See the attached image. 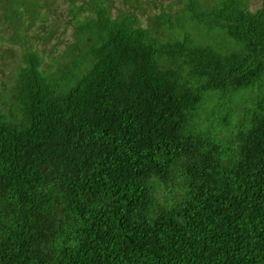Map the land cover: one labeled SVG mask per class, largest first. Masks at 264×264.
<instances>
[{
  "label": "trees",
  "instance_id": "trees-1",
  "mask_svg": "<svg viewBox=\"0 0 264 264\" xmlns=\"http://www.w3.org/2000/svg\"><path fill=\"white\" fill-rule=\"evenodd\" d=\"M19 1H40L26 31L47 18ZM183 1L237 47L71 0V66L22 59L0 104V264H264V0Z\"/></svg>",
  "mask_w": 264,
  "mask_h": 264
},
{
  "label": "rangeland",
  "instance_id": "rangeland-1",
  "mask_svg": "<svg viewBox=\"0 0 264 264\" xmlns=\"http://www.w3.org/2000/svg\"><path fill=\"white\" fill-rule=\"evenodd\" d=\"M70 1L45 0L44 4H48L45 10L49 12L47 18L37 22L34 27H28L26 31V25L30 21L31 15L40 11V1L26 7L19 0H0V11L3 10L2 15H5L8 20L3 16L0 18V33H5V35L0 34V36L9 41H0V104L2 103L6 109H14V106H12L14 101L13 90L16 85L14 78L17 76L16 73L19 72L18 66L24 64L22 59H27L29 53H36L40 58L42 56L41 70L49 74H63L71 66L69 58L71 52L67 49L77 37L74 19L78 17L82 21L84 18L82 13L84 15L87 13L78 8L73 14L69 6ZM215 1L204 0L206 4H212ZM182 2L184 1L111 0L110 13L116 16L121 11L126 10L130 14L141 18L144 24L151 22L157 14L168 13L174 15L173 20L177 29L160 28L156 34L162 41L168 37H181L182 33L178 28L183 26L185 31L188 30L192 33L193 39L197 43L212 45L222 52H229L237 47L235 42L229 39L222 31H205L201 25H197L194 20H190L189 13L181 6ZM262 2L263 0H247L252 10L260 8ZM26 8L33 9V12L28 11V15L24 14V9ZM13 12L17 16L14 21H11L9 13ZM45 15H47V12ZM182 22L184 23L182 24ZM13 30L15 31L13 32ZM11 32L13 33L11 34ZM10 37L14 42L10 41ZM87 40H89V37ZM85 45L86 42L75 46L74 52L82 53ZM249 93V89L241 91L234 97V102L238 103L240 99H247ZM215 98L216 94L210 93L208 95V104L210 105Z\"/></svg>",
  "mask_w": 264,
  "mask_h": 264
}]
</instances>
